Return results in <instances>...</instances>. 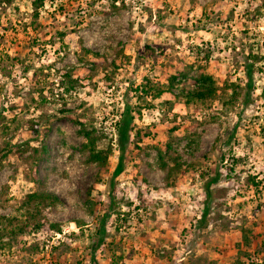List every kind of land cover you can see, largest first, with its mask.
Here are the masks:
<instances>
[{
    "label": "rangeland",
    "instance_id": "rangeland-1",
    "mask_svg": "<svg viewBox=\"0 0 264 264\" xmlns=\"http://www.w3.org/2000/svg\"><path fill=\"white\" fill-rule=\"evenodd\" d=\"M35 1L0 0V264H264V0Z\"/></svg>",
    "mask_w": 264,
    "mask_h": 264
},
{
    "label": "trees",
    "instance_id": "trees-1",
    "mask_svg": "<svg viewBox=\"0 0 264 264\" xmlns=\"http://www.w3.org/2000/svg\"><path fill=\"white\" fill-rule=\"evenodd\" d=\"M33 4L35 6L38 5V3L35 0H32ZM39 2H42V0H39ZM262 46L264 47V39H262ZM256 56L254 53H250L245 57V63L243 66V73L246 77L244 88L246 89L245 93V99L244 102H248V97L250 95V90L253 87V72H254V60ZM176 75H171L169 77V82L166 87H155L154 88V96L159 97L164 92H170L172 93V88L175 84ZM195 87L182 91L183 96L185 97V100L192 101V100H206L209 98H213L215 95H217L219 91V87L215 84L212 77L205 73H200L198 77L194 78ZM229 86L235 87L236 85L232 82ZM143 89V88H142ZM236 90L234 89V92ZM133 121V116L130 113V110L128 107L124 108L123 113L121 114V117L119 121L117 122V135H118V147H119V161L114 169L115 174H119L122 171L123 168V152L126 149V144L129 141L130 137V131H131V124ZM83 134L87 140H90V133L88 131H83ZM91 144V143H90ZM89 148L91 151L94 150V147L89 145ZM93 158H96L99 160L100 155L99 152L92 153ZM217 174L215 177H213L209 182H207L204 186V193L207 197H210V189L209 184L211 181H214L217 179ZM30 196H37L36 193H32ZM44 196L46 199L50 200V202L57 201V197L50 193H44ZM207 214V207L205 206L203 212H202V218H205ZM93 257V262L94 261ZM94 264V263H93Z\"/></svg>",
    "mask_w": 264,
    "mask_h": 264
}]
</instances>
